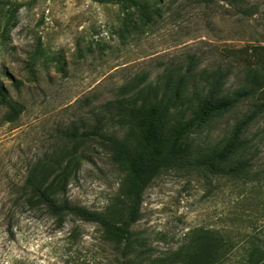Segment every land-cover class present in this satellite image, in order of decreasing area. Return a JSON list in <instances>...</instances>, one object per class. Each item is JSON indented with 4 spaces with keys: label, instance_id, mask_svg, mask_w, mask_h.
Segmentation results:
<instances>
[{
    "label": "rangeland",
    "instance_id": "374dc122",
    "mask_svg": "<svg viewBox=\"0 0 264 264\" xmlns=\"http://www.w3.org/2000/svg\"><path fill=\"white\" fill-rule=\"evenodd\" d=\"M157 5L159 15L141 26L136 11L117 0H0V79L21 106L14 121L6 120L8 106L0 107V264H186L200 228L222 237L216 264H264V87L251 92L248 73L264 72V0ZM191 56L197 72H227L224 91L240 97L191 135L194 145L216 144L262 105L244 131L249 179L237 184L190 167L162 170L143 193L127 258L97 224L69 215L58 226L46 210L27 203L28 171L69 145L71 125L79 133L88 129L122 85L136 76L140 85L155 82ZM105 128L124 133L115 120ZM77 154L83 158L66 197L104 211L118 196L123 173L101 141H81Z\"/></svg>",
    "mask_w": 264,
    "mask_h": 264
},
{
    "label": "trees",
    "instance_id": "16d2710c",
    "mask_svg": "<svg viewBox=\"0 0 264 264\" xmlns=\"http://www.w3.org/2000/svg\"><path fill=\"white\" fill-rule=\"evenodd\" d=\"M117 1L124 10L136 11L141 26L149 25L160 13L159 0ZM193 63L191 56L184 66L168 67L150 84L140 85V76L134 77L118 89V97L101 105L88 129L79 133L78 127L71 125L65 131L69 145L36 161L28 171L22 184L27 203L46 210L58 226L69 215L97 224L127 258L134 243L131 227L141 216L143 193L162 170L190 167L208 177L227 178L237 184L249 179L252 165L244 131L262 105L237 120L229 134L216 144L207 148L194 145L191 135L236 106L240 97L224 91L227 72L221 67L197 72ZM248 73L250 81H254L251 92L262 89L264 72L249 68ZM242 93L247 95L249 90L243 89ZM3 105L9 109L6 120L14 121L21 106L17 108L18 103L9 98L0 79V107ZM108 120H115L124 128L121 137L105 131ZM89 139L104 143L123 173L119 194L104 211L72 204L66 197V187L83 158L77 154L78 147ZM196 231L188 244L196 245L186 264H216L221 257L222 237L203 228Z\"/></svg>",
    "mask_w": 264,
    "mask_h": 264
}]
</instances>
